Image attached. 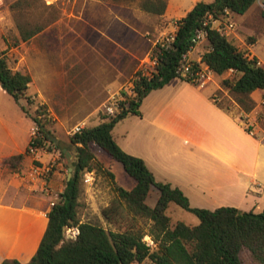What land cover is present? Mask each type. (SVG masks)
<instances>
[{"label":"trees","instance_id":"16d2710c","mask_svg":"<svg viewBox=\"0 0 264 264\" xmlns=\"http://www.w3.org/2000/svg\"><path fill=\"white\" fill-rule=\"evenodd\" d=\"M256 0H198L177 23L174 41L167 49L156 50L152 55L156 59L154 72L149 77L140 73L132 80L133 96L121 102V109L113 117H105L93 127H84L79 134L69 138L66 152L73 157L72 163H66L72 169V176L64 182V189L58 201L47 212V227L32 258L26 264H242L240 254L246 252L257 264H264V209L260 213H242L233 207H220L215 211L191 208L188 198L178 189L167 183L156 182L144 162L123 152L112 138L116 124L128 115L139 116V106L154 90L161 89L172 79H180L178 69L182 56L191 46L195 32L202 28V22L210 16L218 20L227 11L232 15H243ZM166 0H141L139 9L145 14L162 16ZM264 17V14L261 13ZM207 50L200 62L216 76L231 71V80L220 82L222 89L233 96L234 103L243 114L254 108L250 98L254 91L264 92V68L257 65V59L249 60L247 52L237 48L232 41L206 28ZM33 33L21 37L24 42ZM193 69L197 64L192 62ZM30 77L26 72L12 71L7 64L3 51H0V87L15 103L20 111L30 118L37 134L31 137L24 154L13 156L3 163L4 167L14 170L30 150L61 152L62 147L53 142L48 128L51 123L46 107L38 105L28 94ZM193 84V83H191ZM218 108L228 111L229 104L216 97ZM35 106L33 113L26 110ZM104 152L112 161L120 163L124 172L134 181V187L127 191L113 184L116 195L112 203L100 211L102 219L109 225L118 227L116 232L106 231L103 227L88 222L80 223L76 219L80 180L85 172L101 169L96 162L91 147ZM113 181V175L108 174ZM159 192L154 208L149 209L145 202L150 188ZM175 205L193 214L199 224L188 226L182 223L171 225L166 211L169 205ZM141 222L149 224L145 231ZM76 229L78 235L73 242L66 241L63 229ZM148 237L153 247L143 242ZM2 264H19L17 261H3Z\"/></svg>","mask_w":264,"mask_h":264},{"label":"rangeland","instance_id":"374dc122","mask_svg":"<svg viewBox=\"0 0 264 264\" xmlns=\"http://www.w3.org/2000/svg\"><path fill=\"white\" fill-rule=\"evenodd\" d=\"M140 1L0 0V51L4 52L12 71L16 69L32 76L28 93L40 94L39 101L46 107L51 121L48 128L54 138L64 134L69 139L76 127L99 124L103 120V103L110 95L127 90L138 73L141 75L149 69L147 61L155 52V42L163 34L176 30L180 21L177 18H183L198 0H166L167 7L162 16L141 12L138 8ZM228 17L235 23V30L226 38L245 52L250 49L264 61V17L259 10L258 0L243 16L228 12ZM25 33L33 35L22 42L21 36ZM206 42H199L194 47L191 60L202 56L207 50ZM232 77L234 74L230 73L226 80ZM174 81L179 82L177 79ZM224 91L226 94L218 92L217 97L226 104L234 103L233 96ZM205 92L211 93L212 90L208 87ZM9 101L18 114L19 104ZM21 104L26 106L29 113H33L35 106H28L23 101ZM26 122L31 124L29 120ZM136 122V118L127 117L113 130V138L119 141L122 131L132 133ZM57 143L63 147V143ZM50 150L58 155L63 164L60 182L64 184L70 166L67 167L68 162L57 150ZM92 150L101 169L82 175L76 219L80 223L88 222L106 231L116 232L119 228L106 223L100 211L116 197L113 184L129 190L133 181L120 163L112 161L97 147ZM72 161L73 157L69 163ZM1 169L12 171L4 166ZM47 169L49 172L43 179L54 171L51 164ZM109 173L114 176V183L109 179ZM85 178L87 182H84ZM59 194L52 195L47 208L58 201ZM157 200V190L150 188L146 206L154 208ZM165 214L172 226L176 223L192 227L199 224L193 214L172 204ZM5 223L11 232L18 231L19 225L16 226L11 218H6ZM140 225L145 231L149 229L147 223L141 222ZM73 230L65 229L66 241L73 242ZM240 255L242 264H257L246 252ZM143 264L152 263L147 261Z\"/></svg>","mask_w":264,"mask_h":264},{"label":"crops","instance_id":"0c3cea01","mask_svg":"<svg viewBox=\"0 0 264 264\" xmlns=\"http://www.w3.org/2000/svg\"><path fill=\"white\" fill-rule=\"evenodd\" d=\"M247 53L264 63L250 49ZM230 73L213 75L202 87L172 79L150 92L139 106V116H127L138 121L132 133L120 132L119 141L111 135L123 152L144 162L156 182L167 183L185 195L191 208L233 207L242 213H260L264 209V92L257 90L250 96L255 105L248 114L235 103L228 111L218 108L217 93L226 94L220 82ZM29 77L31 84L30 73ZM208 87L211 93L205 92ZM31 96L43 105L39 93ZM9 100L0 87V264L14 260L26 264L46 230L47 202L64 189L60 182L63 164L53 150L34 151L14 170L1 169L6 160L24 154L35 127L20 106L18 114L12 109ZM243 121L253 136L246 132ZM55 139L63 143L62 148L69 143L64 134ZM34 164L41 169L51 164L54 171L47 179L36 177L31 172ZM6 218L19 225L17 232L8 230Z\"/></svg>","mask_w":264,"mask_h":264},{"label":"built area","instance_id":"2783aa9c","mask_svg":"<svg viewBox=\"0 0 264 264\" xmlns=\"http://www.w3.org/2000/svg\"><path fill=\"white\" fill-rule=\"evenodd\" d=\"M258 6L260 12L264 14V0H258ZM207 27L215 30L218 34L224 37H228L232 32H234L235 23L228 17L227 11H225L223 16L218 18V20H214L210 16H207V18H205V20L202 22V28H200L195 32V35L191 42V46L188 49L189 51L186 54H184V56H182L180 67L178 69V75H179L178 77L183 80L186 79L189 82L201 87L206 85L207 82L210 81L211 77H213V74L208 70V68L204 64L200 62V58L193 61L190 59L189 56L193 52L194 47L199 42L206 40ZM176 32H177V27L176 30H173L172 32L167 34H163V36H161V38L155 42L154 44L155 49L159 50V49L169 48L170 44L174 41ZM246 57L249 60L252 59L250 58V55L248 53ZM192 62H195L197 64L196 69H193ZM147 64L149 66V69H147V71L146 70L143 71L144 73L140 75L142 77H149L152 75L156 65V59L150 56V58L147 61ZM257 65L262 66L264 68L263 63H261L258 60H257ZM133 94H134L133 86L131 85L124 92L118 91L110 95L107 101H105L102 105V109H101L102 115L105 117H113L114 115H116L118 110L121 109V105H120L121 102L125 100L127 95L128 97H131L133 96ZM215 102L217 101L215 100ZM242 125L245 128L246 132L249 135L253 136L254 132L252 131L251 127L246 123V121H243ZM82 129L83 127H76L75 129H73L71 136L75 134H79L82 131ZM36 134H37V130L36 127H34L31 133V137H35ZM34 151L36 150L35 149L30 150V153H33ZM31 172L33 175H36V177L43 178L44 176H47L49 169H37L36 167H34ZM86 179L87 178L84 179V182H87ZM53 205L54 203H51L50 207H52ZM77 235H78V231L74 229L72 233V237L76 239ZM143 242L146 244V247L148 248L153 247V243L152 241H150L148 237H144Z\"/></svg>","mask_w":264,"mask_h":264},{"label":"water","instance_id":"95a60500","mask_svg":"<svg viewBox=\"0 0 264 264\" xmlns=\"http://www.w3.org/2000/svg\"><path fill=\"white\" fill-rule=\"evenodd\" d=\"M53 142H56V139L53 138ZM61 152L65 154V157L67 159V162L69 163L71 161V154L69 152H66L65 148L61 149ZM72 176V169H70V167L68 168V173L67 176L65 177V181H68L69 178ZM66 228L63 229V234ZM76 239H72V241H75Z\"/></svg>","mask_w":264,"mask_h":264}]
</instances>
